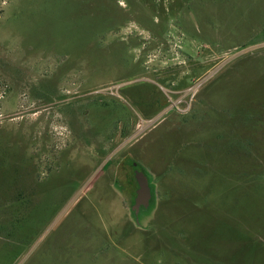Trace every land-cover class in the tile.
I'll return each mask as SVG.
<instances>
[{
	"label": "rangeland",
	"instance_id": "1",
	"mask_svg": "<svg viewBox=\"0 0 264 264\" xmlns=\"http://www.w3.org/2000/svg\"><path fill=\"white\" fill-rule=\"evenodd\" d=\"M0 264H264V0H0Z\"/></svg>",
	"mask_w": 264,
	"mask_h": 264
},
{
	"label": "water",
	"instance_id": "2",
	"mask_svg": "<svg viewBox=\"0 0 264 264\" xmlns=\"http://www.w3.org/2000/svg\"><path fill=\"white\" fill-rule=\"evenodd\" d=\"M135 180L137 182L136 196L132 210L137 213L140 207H148L151 199V187L148 176L142 170L135 171Z\"/></svg>",
	"mask_w": 264,
	"mask_h": 264
},
{
	"label": "trees",
	"instance_id": "3",
	"mask_svg": "<svg viewBox=\"0 0 264 264\" xmlns=\"http://www.w3.org/2000/svg\"><path fill=\"white\" fill-rule=\"evenodd\" d=\"M150 187H152L151 188V190H152V201H151V206L153 205V202H154V192H153V186L152 185H150Z\"/></svg>",
	"mask_w": 264,
	"mask_h": 264
},
{
	"label": "flooded vegetation",
	"instance_id": "4",
	"mask_svg": "<svg viewBox=\"0 0 264 264\" xmlns=\"http://www.w3.org/2000/svg\"><path fill=\"white\" fill-rule=\"evenodd\" d=\"M152 188V187H151ZM151 201H152V190H151V199H150V203H151ZM151 206V204L148 206V207H146V208H149ZM141 208V207H140ZM142 208H144V207H142Z\"/></svg>",
	"mask_w": 264,
	"mask_h": 264
}]
</instances>
